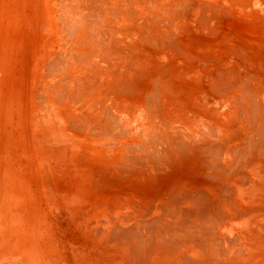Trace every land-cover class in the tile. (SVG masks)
<instances>
[{
	"label": "bare ground",
	"instance_id": "obj_1",
	"mask_svg": "<svg viewBox=\"0 0 264 264\" xmlns=\"http://www.w3.org/2000/svg\"><path fill=\"white\" fill-rule=\"evenodd\" d=\"M67 2L78 53L55 76L80 100L82 126L65 130V148L83 162L102 253L113 264H264V0ZM230 14L242 22L226 42ZM39 244L7 264H54Z\"/></svg>",
	"mask_w": 264,
	"mask_h": 264
},
{
	"label": "rangeland",
	"instance_id": "obj_2",
	"mask_svg": "<svg viewBox=\"0 0 264 264\" xmlns=\"http://www.w3.org/2000/svg\"><path fill=\"white\" fill-rule=\"evenodd\" d=\"M65 1L0 0V174L14 171L21 177L9 189L0 187V264L15 259L30 261L27 256L32 252L26 246L35 241L54 264H113L112 257L98 246L93 232L97 219L88 215V203L82 199L83 162L65 148L69 146L66 131H78L82 126H78L80 100L63 94L62 77L55 76L63 58L78 53L73 42L80 39L71 36L78 26L74 17L70 18L72 14H68L70 21L66 18L69 1ZM230 15L235 17L227 28L226 42L239 38L233 31L238 34L237 24L242 22V14ZM56 123L59 128L53 126ZM27 228L31 230L28 236ZM24 238L32 239L33 244L24 243ZM9 251L13 256L6 257Z\"/></svg>",
	"mask_w": 264,
	"mask_h": 264
},
{
	"label": "crops",
	"instance_id": "obj_3",
	"mask_svg": "<svg viewBox=\"0 0 264 264\" xmlns=\"http://www.w3.org/2000/svg\"><path fill=\"white\" fill-rule=\"evenodd\" d=\"M6 179V181H0V187L2 186H5L7 187L8 189L12 186H15L13 184H17V179H21V177L18 175V172H14V171H6V172H3L0 174V180H4ZM25 179V178H23ZM29 227V225H27ZM31 227V225H30ZM27 232H26V235L28 236V233L30 232L31 234V230H29V228H27ZM28 240V238H26ZM2 239L0 238V241ZM32 240V239H31ZM3 241V240H2ZM8 241H15L14 239H10Z\"/></svg>",
	"mask_w": 264,
	"mask_h": 264
}]
</instances>
